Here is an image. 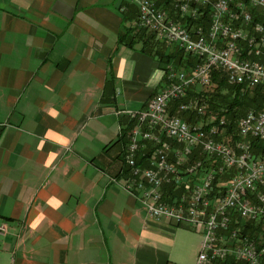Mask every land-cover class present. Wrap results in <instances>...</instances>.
Returning a JSON list of instances; mask_svg holds the SVG:
<instances>
[{
	"label": "crops",
	"instance_id": "1",
	"mask_svg": "<svg viewBox=\"0 0 264 264\" xmlns=\"http://www.w3.org/2000/svg\"><path fill=\"white\" fill-rule=\"evenodd\" d=\"M136 17L131 0H0V264H195L200 230L121 183L127 112L168 66L120 42Z\"/></svg>",
	"mask_w": 264,
	"mask_h": 264
},
{
	"label": "built area",
	"instance_id": "2",
	"mask_svg": "<svg viewBox=\"0 0 264 264\" xmlns=\"http://www.w3.org/2000/svg\"><path fill=\"white\" fill-rule=\"evenodd\" d=\"M131 1L137 29L198 62L190 72L168 64L147 106L128 111L122 187L149 217L200 230L195 264H264V243L242 235L239 225L264 224V157L249 141H264V108L238 119L235 142L222 116L187 121L170 112L191 86L210 84L212 69L230 84L264 87V0ZM178 110L207 113L197 100L181 102Z\"/></svg>",
	"mask_w": 264,
	"mask_h": 264
},
{
	"label": "trees",
	"instance_id": "3",
	"mask_svg": "<svg viewBox=\"0 0 264 264\" xmlns=\"http://www.w3.org/2000/svg\"><path fill=\"white\" fill-rule=\"evenodd\" d=\"M165 6H168L169 0H164ZM129 31L119 37L120 42L128 46H133V40L136 36H140L142 40L141 50L144 53L156 56L159 61H165L168 64L175 65L176 69L190 72L198 59L190 54L184 53L181 49L176 48L172 52L165 53L163 48L159 46L158 41L154 40L152 35L142 30H138L134 35L130 36L129 41H123V37L129 36ZM197 100L206 104L207 113L200 116L196 111L178 110L181 102ZM264 108V87L257 86L255 88H246L243 85H235L227 82L224 73L218 69H212L211 82L208 86L199 85L191 86L187 89L185 97L173 101L170 104V112L180 115L187 121L205 120L211 116L224 117L227 121L226 132L231 135L232 141H237L235 134L237 120L242 117L248 110H261ZM235 131V132H234ZM252 151L259 156H264V141L257 138H250ZM242 235L254 238L259 243H264V224L260 221H244L239 224Z\"/></svg>",
	"mask_w": 264,
	"mask_h": 264
},
{
	"label": "rangeland",
	"instance_id": "4",
	"mask_svg": "<svg viewBox=\"0 0 264 264\" xmlns=\"http://www.w3.org/2000/svg\"><path fill=\"white\" fill-rule=\"evenodd\" d=\"M134 26V25H133ZM135 27V26H134ZM139 30H142V31H146V32H148L149 33V35H152L153 37H154V40H156V41H159L156 37H155V35L153 34V33H151L150 31H148V30H145V29H139ZM159 44V43H158ZM161 44L162 45H164V47L166 46V47H169L170 49L172 48V50H175L176 48H178V46H176L175 44H170V45H168L167 43H164V42H161ZM170 64V63H169ZM172 67H174V69H176V67H175V65L173 64L172 65ZM228 82V81H227ZM243 87H246V86H243ZM247 88V87H246ZM127 114H128V112H127ZM202 117V116H201ZM216 117V116H215ZM208 119H210V117L208 118ZM201 120V119H200ZM237 122H238V120H237ZM131 124V121H130V123H129V125ZM129 127V126H128ZM127 127V128H128ZM126 128V129H127ZM125 129V130H126ZM235 130H236V132H237V123H236V128H235ZM235 132V131H234ZM236 132H235V134H236ZM124 136V135H123ZM227 136H231V135H229V134H227ZM126 144V143H125ZM125 144H124V146H125ZM123 153H124V149H123V151H122V160H123ZM258 157H260L259 155H257ZM264 157V156H263ZM123 163H124V166H125V161L123 160ZM125 169H126V166H125ZM122 179V177H119V179ZM118 179V180H119ZM116 180V179H115ZM260 189L262 190V189H264V185L263 186H261L260 187ZM135 199H137L136 197H135ZM242 223H244V221L242 222ZM194 230H199V229H194Z\"/></svg>",
	"mask_w": 264,
	"mask_h": 264
},
{
	"label": "water",
	"instance_id": "5",
	"mask_svg": "<svg viewBox=\"0 0 264 264\" xmlns=\"http://www.w3.org/2000/svg\"><path fill=\"white\" fill-rule=\"evenodd\" d=\"M67 3H68V5H70L71 7H73L74 6V4H75V2L73 1V2H69V1H67Z\"/></svg>",
	"mask_w": 264,
	"mask_h": 264
},
{
	"label": "bare ground",
	"instance_id": "6",
	"mask_svg": "<svg viewBox=\"0 0 264 264\" xmlns=\"http://www.w3.org/2000/svg\"><path fill=\"white\" fill-rule=\"evenodd\" d=\"M200 116H204V115H200ZM209 119L207 118L205 121H208ZM138 200V199H137ZM139 201V200H138ZM140 202V201H139Z\"/></svg>",
	"mask_w": 264,
	"mask_h": 264
},
{
	"label": "clouds",
	"instance_id": "7",
	"mask_svg": "<svg viewBox=\"0 0 264 264\" xmlns=\"http://www.w3.org/2000/svg\"><path fill=\"white\" fill-rule=\"evenodd\" d=\"M54 115H55V113H54Z\"/></svg>",
	"mask_w": 264,
	"mask_h": 264
}]
</instances>
